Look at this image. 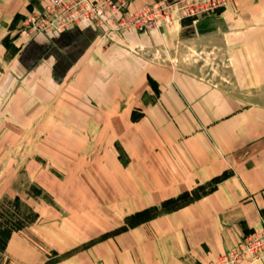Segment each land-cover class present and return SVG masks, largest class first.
<instances>
[{"label":"rangeland","instance_id":"rangeland-1","mask_svg":"<svg viewBox=\"0 0 264 264\" xmlns=\"http://www.w3.org/2000/svg\"><path fill=\"white\" fill-rule=\"evenodd\" d=\"M77 1L63 0L66 5ZM177 1L180 0H156L134 8L127 0H116L123 4L125 14L111 16L102 10L99 14L88 13L79 24L63 27L68 15L58 10L49 13L50 0H0V204L18 197L21 211L26 214L23 207H28L37 216L24 230L14 232L15 241L0 255V264H98L90 256L94 246L202 196L216 183L214 180L168 200L166 205L146 208L121 221V207L113 202L118 192L110 182L114 162L124 166L127 157L119 141H112L116 135L123 141L130 137L129 127L144 116L143 103L148 98L140 94L139 100V93L130 94V117L125 126L118 118L108 120L105 111L98 108L101 101L96 103V96L116 103L121 96L107 90L113 77L105 78L106 70L101 72L105 78L103 91L77 86L75 78L80 68L71 70L60 85L56 78L55 83L51 80L50 85L41 83L35 87L17 60L22 47L36 39L87 30L93 36L96 58H100L128 35L155 34L170 39L180 33L181 41L172 49L169 45L129 53L141 54L148 62L170 71L182 68L195 75L197 83L224 91L234 103L233 108V103L227 102L231 110L227 118L245 121L243 132L248 135H264V0H243L238 6L233 0H222L220 9L198 17L167 10V21L150 13L145 18L150 27L147 31L133 27L134 16L146 7ZM122 17L130 23L124 30L118 26ZM231 17L260 28L254 30L248 25L244 30H231L226 25ZM155 22L158 27H153ZM225 22L227 30L220 31L218 38L216 34L220 33L213 27ZM200 23L212 26L203 30L197 26ZM203 33L207 34L201 36ZM151 96L154 101L158 98L156 85ZM227 144L229 148L232 143Z\"/></svg>","mask_w":264,"mask_h":264},{"label":"crops","instance_id":"crops-1","mask_svg":"<svg viewBox=\"0 0 264 264\" xmlns=\"http://www.w3.org/2000/svg\"><path fill=\"white\" fill-rule=\"evenodd\" d=\"M127 1L135 8L156 0ZM242 2L233 0L236 6ZM230 21L213 27L220 33L218 38L227 26L235 31L250 25L242 18L231 17ZM200 25L203 30L212 26ZM249 27L260 28L252 23ZM179 36L128 35L115 42L105 56L96 58L92 34L76 29L51 39H36L20 50L17 64L35 87L50 85L56 78L60 85L76 68L81 69L76 85L96 91H103L104 79L113 77L107 90L120 94L119 101H102V95L96 96V103L101 101L98 108L105 111L108 120L118 118L126 126L130 94L139 93V100L140 94L148 98L143 103L144 116L129 127L130 137L123 141L116 135L112 141H119L127 157L124 166L114 162L110 182L119 194L113 202L121 207V221L216 182L202 196L94 246L90 256L98 264H209L245 236L259 231L264 223V135H248L243 132L245 121L227 118L231 111L227 102L233 101L224 91L197 83L195 75L182 68L170 71L148 62L141 54L129 53L169 45L172 49L179 45ZM105 70L104 78L101 72ZM9 72L12 76V69ZM155 85L158 98L154 101L151 93ZM229 141L232 144L228 148ZM114 156L118 162L117 154ZM14 241L12 233L6 252ZM255 264H264V260Z\"/></svg>","mask_w":264,"mask_h":264},{"label":"built area","instance_id":"built-area-1","mask_svg":"<svg viewBox=\"0 0 264 264\" xmlns=\"http://www.w3.org/2000/svg\"><path fill=\"white\" fill-rule=\"evenodd\" d=\"M50 1L52 2V7L51 10L48 9V11L50 10L49 13L53 14L55 10H58L68 15L65 18L66 23L63 27L79 24L84 21L88 13L99 14L102 10H106V14L111 16H115L116 13L125 14L123 4L119 5L116 0H78L74 5H66L63 0ZM223 5L222 0H180L167 6L163 2H157L134 16L133 27L136 31H147L150 27L145 23V18L150 13L153 15L157 13L167 21V10L173 9L176 12L183 13V15L185 14L184 16L186 17H198L203 14L213 13ZM129 25V21L124 17L118 23L121 30H124ZM153 27H158L157 22L154 23ZM261 260H264V223L260 231L245 236L236 247L209 264H254Z\"/></svg>","mask_w":264,"mask_h":264},{"label":"trees","instance_id":"trees-1","mask_svg":"<svg viewBox=\"0 0 264 264\" xmlns=\"http://www.w3.org/2000/svg\"><path fill=\"white\" fill-rule=\"evenodd\" d=\"M167 201L162 204L166 205ZM182 206V205H181ZM180 207V206H178ZM176 207V208H178ZM24 214L22 204L18 197H15L12 201H4L0 204V255L3 256L6 249L7 242L12 233L24 230L26 226L33 222L37 216L28 207ZM174 208V209H176ZM170 211V210H167ZM134 226V225H132ZM2 258V257H1Z\"/></svg>","mask_w":264,"mask_h":264}]
</instances>
